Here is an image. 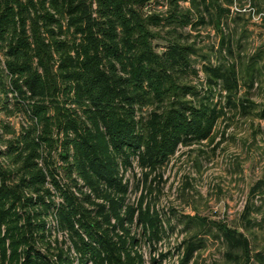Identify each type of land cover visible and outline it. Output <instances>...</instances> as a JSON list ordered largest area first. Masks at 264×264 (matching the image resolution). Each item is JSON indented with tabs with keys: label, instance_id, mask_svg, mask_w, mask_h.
Listing matches in <instances>:
<instances>
[{
	"label": "trees",
	"instance_id": "obj_1",
	"mask_svg": "<svg viewBox=\"0 0 264 264\" xmlns=\"http://www.w3.org/2000/svg\"><path fill=\"white\" fill-rule=\"evenodd\" d=\"M166 2L159 15L144 12L151 0H0V111L24 118L18 130L0 122V264H144L132 227L151 246L172 229L143 197L128 203L124 172L136 164L146 177L180 146L211 138L224 115L213 89L237 108L239 77L234 65L204 64L206 95L180 82L197 75L194 50L176 39L161 46L157 29L195 28L213 3ZM225 12L218 6V24ZM204 221L185 224L215 230L229 260L250 264L242 232ZM52 231L76 258L51 253ZM204 247L199 235L183 241L178 264Z\"/></svg>",
	"mask_w": 264,
	"mask_h": 264
},
{
	"label": "rangeland",
	"instance_id": "obj_2",
	"mask_svg": "<svg viewBox=\"0 0 264 264\" xmlns=\"http://www.w3.org/2000/svg\"><path fill=\"white\" fill-rule=\"evenodd\" d=\"M209 2L213 6L202 12L204 23L195 28H180L176 33H169L172 27L159 28L164 40L157 43L162 46L166 39H176L193 48L191 62L197 75L189 73L180 82L195 87L201 96L209 88L202 71L204 64L234 65L239 90L232 102L237 108H232L231 103L227 105L226 93L220 86L214 87V102L224 109V115L211 138L189 147L180 146L168 162L146 177V171L136 164L124 172L129 183L128 203L136 206L143 197V206L168 219L166 224L172 228L162 241L151 246L140 228L132 227L144 264H151L153 258L160 259L161 254L165 256L159 264H178L182 252L176 247L193 235L201 236L205 247L195 252L190 264L243 263L227 258V248L215 230L202 232L198 225H186V218L198 223L204 219L202 224L206 226L212 221L222 222L237 229L249 241V263L264 264V0ZM180 6L191 10L193 22L199 19L191 4L181 2ZM218 6L226 10L219 24ZM167 9L166 0H151L144 12L166 15ZM248 66L251 69L247 73ZM151 109L143 108L142 114L146 116ZM23 121L22 115L10 118L0 111V122L15 130ZM64 240L59 231H52L51 253L62 248L65 254L76 258L73 251H68L69 243L63 244Z\"/></svg>",
	"mask_w": 264,
	"mask_h": 264
},
{
	"label": "built area",
	"instance_id": "obj_3",
	"mask_svg": "<svg viewBox=\"0 0 264 264\" xmlns=\"http://www.w3.org/2000/svg\"><path fill=\"white\" fill-rule=\"evenodd\" d=\"M51 223H52V224H54V222H53V221H52Z\"/></svg>",
	"mask_w": 264,
	"mask_h": 264
}]
</instances>
